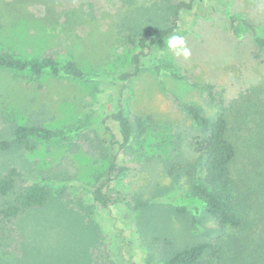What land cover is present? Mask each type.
Masks as SVG:
<instances>
[{
	"label": "rangeland",
	"instance_id": "rangeland-1",
	"mask_svg": "<svg viewBox=\"0 0 264 264\" xmlns=\"http://www.w3.org/2000/svg\"><path fill=\"white\" fill-rule=\"evenodd\" d=\"M179 1L0 0V48L22 58L53 49L58 61L73 59L92 76L79 81L0 68L1 137L20 124L83 127L67 141L31 139L28 148L0 151V175L17 167L24 179L49 190L44 205L15 221L16 233L7 240L18 241V253L4 247L0 236V264H157L220 233L201 202L185 196L198 170L190 142L197 130L174 95L201 104L208 115L214 109L167 71L215 83L227 100L263 82L264 50L244 26L241 38L234 37L228 15L247 18L264 36V0H202L192 10L181 9L173 35L185 40L190 56H177L168 47L170 36L143 52L138 76L112 80L131 69V57L139 52L126 37L147 25L164 26ZM152 55L163 65V85L149 66ZM118 101L132 118L150 116L144 135L124 148L112 145L104 132L103 119ZM112 163L125 170L110 171ZM101 173L109 209L90 198Z\"/></svg>",
	"mask_w": 264,
	"mask_h": 264
},
{
	"label": "trees",
	"instance_id": "trees-1",
	"mask_svg": "<svg viewBox=\"0 0 264 264\" xmlns=\"http://www.w3.org/2000/svg\"><path fill=\"white\" fill-rule=\"evenodd\" d=\"M202 0H180L172 9V17L164 26H144L126 40L139 49L131 57V69L111 75L114 81L127 82L143 70L141 55L175 34L179 11L192 10ZM232 35L241 38L242 29L253 33L254 43L264 50V36L247 18L228 15ZM149 66L163 85V65L155 55L149 56ZM0 68L15 72L27 71L31 75L50 73L79 81L91 80L73 59L58 61L53 49L40 57L22 58L9 49L0 48ZM172 78L182 81L203 94L204 100L214 109L208 115L201 104L174 99L185 115L192 121L197 133L191 137V146L198 154L199 164L193 183L185 194L201 202L220 233L207 241L187 246L157 264H264V81L251 85L232 99L225 98V90L215 83H201L189 74L168 69ZM96 91L101 90L96 87ZM147 116V117H146ZM135 114L132 117L121 101L103 119L104 132L112 145L124 148L132 138L144 135L149 115ZM83 127L56 130L36 124L17 125L10 137L0 136V151L14 146L29 147L31 139L42 141H67L78 137ZM81 143H84L81 141ZM110 171H122L112 163ZM90 193V198L102 208L109 209L110 196L100 182ZM63 187L57 190L61 194ZM49 195L48 188L39 181H28L17 167H11L0 175V236L4 247L18 253V241L8 245V238L16 233V219L26 210L44 205ZM9 197V200H5ZM184 212L185 206H176ZM197 211V208H195ZM199 217H192V229L197 227Z\"/></svg>",
	"mask_w": 264,
	"mask_h": 264
},
{
	"label": "clouds",
	"instance_id": "clouds-1",
	"mask_svg": "<svg viewBox=\"0 0 264 264\" xmlns=\"http://www.w3.org/2000/svg\"><path fill=\"white\" fill-rule=\"evenodd\" d=\"M168 47L175 50L177 56H183L187 59L190 56V50L185 46V40L179 35H172L168 40Z\"/></svg>",
	"mask_w": 264,
	"mask_h": 264
}]
</instances>
